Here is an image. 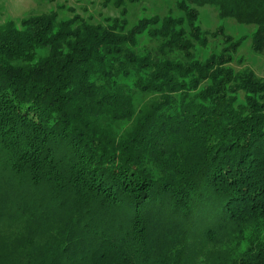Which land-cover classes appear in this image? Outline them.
Here are the masks:
<instances>
[{
  "label": "trees",
  "instance_id": "trees-1",
  "mask_svg": "<svg viewBox=\"0 0 264 264\" xmlns=\"http://www.w3.org/2000/svg\"><path fill=\"white\" fill-rule=\"evenodd\" d=\"M99 1L0 25V264H264V79L194 49L211 7L264 56V0Z\"/></svg>",
  "mask_w": 264,
  "mask_h": 264
},
{
  "label": "rangeland",
  "instance_id": "rangeland-1",
  "mask_svg": "<svg viewBox=\"0 0 264 264\" xmlns=\"http://www.w3.org/2000/svg\"><path fill=\"white\" fill-rule=\"evenodd\" d=\"M177 0H137L127 7L128 24H133L143 16L171 15L178 17L175 8ZM71 10V11H70ZM198 18L195 25L203 38V47L195 45V56L206 59L210 54L229 55L227 67L234 72H246L252 76L264 79V56L252 51L249 40L252 28L237 25L232 20H219L216 11L211 7L197 8ZM56 11L58 18L78 15L93 24H102L106 18H116L117 11L110 7H103L99 0H0V25L11 22L16 27L20 21L29 15L45 14ZM237 44L231 52V45ZM141 45L153 48V43L141 40ZM147 102L146 98H139L140 106Z\"/></svg>",
  "mask_w": 264,
  "mask_h": 264
}]
</instances>
